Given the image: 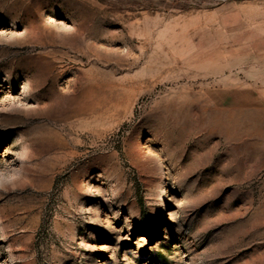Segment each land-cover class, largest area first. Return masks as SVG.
<instances>
[{
	"label": "rangeland",
	"instance_id": "obj_1",
	"mask_svg": "<svg viewBox=\"0 0 264 264\" xmlns=\"http://www.w3.org/2000/svg\"><path fill=\"white\" fill-rule=\"evenodd\" d=\"M0 264H264V0H0Z\"/></svg>",
	"mask_w": 264,
	"mask_h": 264
},
{
	"label": "clouds",
	"instance_id": "obj_2",
	"mask_svg": "<svg viewBox=\"0 0 264 264\" xmlns=\"http://www.w3.org/2000/svg\"><path fill=\"white\" fill-rule=\"evenodd\" d=\"M0 178H2L4 181H9V180L13 179V177L8 176V175H2V176H0Z\"/></svg>",
	"mask_w": 264,
	"mask_h": 264
}]
</instances>
